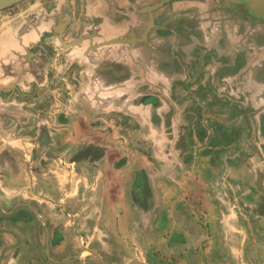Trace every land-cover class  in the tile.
I'll return each mask as SVG.
<instances>
[{
    "label": "rangeland",
    "instance_id": "rangeland-1",
    "mask_svg": "<svg viewBox=\"0 0 264 264\" xmlns=\"http://www.w3.org/2000/svg\"><path fill=\"white\" fill-rule=\"evenodd\" d=\"M197 1L208 6L205 21H219L223 37L215 39L211 24L206 27L213 39L207 44L203 29L191 31L199 39L185 46L186 54L174 65L175 71L191 74L180 91L168 93V78L148 76L135 78L136 92L72 93L69 78H58L57 55L50 58L55 71L49 79L31 84L29 91L1 95L0 102L10 103L7 113L25 121L15 132L30 141H16L14 148L29 152L36 172L32 187L43 183L38 173H45L48 153L66 155L61 171L71 188L65 191L60 184L58 199L66 206L58 210L65 209L63 226L77 234L60 242L51 259L264 264V31L245 11L212 9L217 0ZM30 2L0 12V34ZM187 11L191 15L181 20L202 21L199 11ZM159 59L158 72L174 71L163 54ZM123 67L131 73L126 63ZM120 79L117 89L132 77ZM89 151L90 158L76 157ZM23 158L28 157L19 158L22 164ZM35 239L34 253H21L18 262L58 264L45 260L38 246L42 240Z\"/></svg>",
    "mask_w": 264,
    "mask_h": 264
},
{
    "label": "crops",
    "instance_id": "crops-1",
    "mask_svg": "<svg viewBox=\"0 0 264 264\" xmlns=\"http://www.w3.org/2000/svg\"><path fill=\"white\" fill-rule=\"evenodd\" d=\"M154 1L157 0H31L30 4L25 6L26 9L20 12L19 18L10 20L12 24L9 23L8 29L0 34V97L9 92L29 91L31 84L46 81L53 76L49 71L42 69L43 64L39 62L41 60L35 58L36 53L32 50L35 44H41L44 34L50 35L53 32L56 35L48 37L47 43L71 61L78 59L83 67L86 66L82 74L73 78V83L77 81V89L69 85L72 93L136 92L134 88L139 84L132 82H137V77L148 76L156 79L168 78V93L180 91L179 88L184 89L191 74L187 69L181 70L182 74L179 70L175 71L174 65L186 54L185 46H191L193 41L197 43L198 37L191 35V31L203 29L205 44L213 38L209 36L206 22L200 26L189 27L181 25L184 21L181 19L191 15L187 11L189 9L191 12L199 11L202 21L205 20L207 15L201 12H204L207 5L203 6L197 0H166L160 4L153 3ZM248 18L246 17L247 20ZM257 21L264 31V18ZM211 31L218 35L215 39H222L221 26ZM114 39H119L120 42L113 41L108 44ZM221 45L220 59H225L226 54L223 53ZM41 47L45 49L48 45L42 43ZM149 50H154V54L149 55ZM162 54L172 62L174 68V71L166 73L167 75L157 70ZM230 55V60H233L232 51ZM114 60L131 67V73L123 67L115 77H132L131 80L126 79L121 83L119 89L114 77L106 81L103 74L105 71L95 68L96 65H104L102 61L114 67ZM144 63L149 65V69L143 67ZM217 68L215 65L214 69ZM181 77L182 84L179 83ZM251 79L250 86H255L257 82L253 77ZM222 80L220 76V84ZM110 82L113 83L112 86L109 85ZM219 87L223 89L222 85ZM3 100L0 102V264H20L18 258L21 253H34L31 252L33 247L30 245L35 238L42 240L38 246L42 248L47 260V257L49 259L56 256L60 242L77 234L69 227L63 226L66 222L61 219L65 209L58 210L59 206H66L65 200L58 199L60 184H63L65 191L71 188L70 183H64L63 180L68 174L61 171V163L65 161L62 158L66 155L48 153V160L42 162V170L45 173H38L42 176L40 181L43 183L32 187V174L36 172L31 169L29 152L24 148L18 152L14 148L16 141H30V136L25 138L16 134L15 125L24 124L25 121H16L15 116L9 115L7 110L10 103ZM261 127L264 131V118L260 122ZM92 155V151H89V154L79 153L76 157L90 158ZM22 156L28 157L23 158V164L19 159ZM75 161L72 160L70 164L73 166ZM74 165L77 169V164ZM50 170H54L55 174L51 175ZM50 242L55 244L51 243V246ZM16 244L21 246V249L17 248ZM70 249L72 252L75 246H70ZM51 258L52 263L61 264Z\"/></svg>",
    "mask_w": 264,
    "mask_h": 264
},
{
    "label": "flooded vegetation",
    "instance_id": "flooded-vegetation-1",
    "mask_svg": "<svg viewBox=\"0 0 264 264\" xmlns=\"http://www.w3.org/2000/svg\"><path fill=\"white\" fill-rule=\"evenodd\" d=\"M164 1H166V0H157V1H154L153 3L157 2V4H160V3L164 2ZM171 1L172 2H176L177 0H171ZM169 5L173 6V4H169ZM201 5L205 6L206 4L201 3ZM213 7H214V9L220 7L222 9L226 10V11H232L233 9L242 10V11L247 12V14L252 16L255 20H260L261 19L260 17L254 16L252 14V12L247 8V4L244 3V2H242V3H239V2L238 3H234V2L227 3L225 0H217V3L212 6V9H213ZM211 10H209V11L211 12ZM201 13L207 15L208 14L207 8L204 10V12H201ZM203 22H207V20L206 21L205 20H203V21L198 20L197 21V20H194V19L191 18L189 20L182 21L181 25H183V26L184 25H188L189 27L190 26L191 27H195V25L200 26L201 24H203ZM218 23H219V21L215 22V25H213V22L209 21L205 25L211 24V29H212V28H216ZM48 37H50L49 34H44V36L42 38V42H41V44L43 43V44L48 45L47 48H45V49L42 48L40 43L35 44L33 46L32 50H33L34 53H36L35 58L41 60L39 62L41 64H43L42 65V69H44V71H49V73L53 74L55 70L53 68H51L50 65H49L50 64V58L53 57V56H57L58 55V78H63V77L67 76V78H69L70 82H72L74 80L73 78L76 75L78 77L80 74H82L83 71H85L84 68L86 66L83 67V65L80 64V61L78 59L76 61L75 60L71 61V59L66 58V56L64 54H62L60 51H58L54 46H50L47 43V38ZM113 41L118 42V43L120 42L119 39H114V40H110L108 42V44L113 43ZM124 41H126V40H124ZM131 42H134V41L131 40ZM101 63L104 64V65H100L98 63L99 65H96L95 68L98 67V69L101 68L100 70H104L105 71V73H103V74H104V76H106L104 78L106 81H107V79L109 80L110 77H114L115 80H119V81L121 80V79L115 78V77L118 76L117 74L119 73V70H122V68H123V66L125 64L124 62H117L116 63V60H114V61H112V63H114L113 64L114 67H111L110 63H109V65H110V67H109L108 63H105L104 61H102ZM115 64H117V65H115ZM114 69H116V70H114ZM187 70L190 73V70L189 69H187ZM116 71H117V73H116ZM69 80H68V82H69ZM58 82H59V80H58ZM76 84H77V81L75 80L74 83L72 82V83H69V84H66V85L67 86L70 85L71 87H74V88L77 89ZM80 84H81V79H80ZM62 87H64V85H62ZM10 93H12V92H9V94Z\"/></svg>",
    "mask_w": 264,
    "mask_h": 264
},
{
    "label": "water",
    "instance_id": "water-1",
    "mask_svg": "<svg viewBox=\"0 0 264 264\" xmlns=\"http://www.w3.org/2000/svg\"><path fill=\"white\" fill-rule=\"evenodd\" d=\"M24 0H0V12L4 11ZM227 3H246L247 8L254 16L264 18V0H225Z\"/></svg>",
    "mask_w": 264,
    "mask_h": 264
}]
</instances>
